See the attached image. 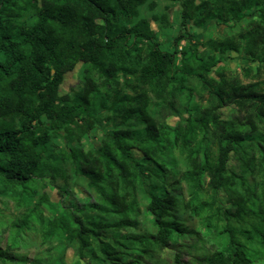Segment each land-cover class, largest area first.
<instances>
[{
    "label": "trees",
    "instance_id": "obj_1",
    "mask_svg": "<svg viewBox=\"0 0 264 264\" xmlns=\"http://www.w3.org/2000/svg\"><path fill=\"white\" fill-rule=\"evenodd\" d=\"M178 4L183 32L163 51L139 16L152 0H0V197L17 211L0 264L25 261L15 250L26 231L75 244L84 264H165L158 253L193 233L185 217L218 241L198 264H254L252 247L264 250V0ZM210 21L239 27L199 40ZM229 52L249 63L248 82L220 66ZM78 63V90L59 95ZM181 95L179 121L157 123L153 101L173 108ZM101 121L110 129L84 152ZM68 172L95 199L57 209L39 190L60 179L64 198ZM172 264H183L179 251Z\"/></svg>",
    "mask_w": 264,
    "mask_h": 264
},
{
    "label": "rangeland",
    "instance_id": "obj_2",
    "mask_svg": "<svg viewBox=\"0 0 264 264\" xmlns=\"http://www.w3.org/2000/svg\"><path fill=\"white\" fill-rule=\"evenodd\" d=\"M155 3L153 10H148L146 6L140 8L139 16L147 19L151 26V31L157 37L160 43V49L163 51H171L172 40L179 33L183 32L180 24V12L178 0H152ZM165 13L168 19V23L161 25L158 22L151 20L152 15L160 16ZM239 25H235L232 28H227L222 25H217L210 21L203 29H196L195 32L198 35V39L204 41L209 38H220L233 33L238 30ZM184 45V42L180 43ZM224 60L220 64L228 73L237 75L243 82H248L243 78V69L249 65V63L240 55L233 52H229L224 55ZM82 65L78 63L75 68L64 75L63 81L59 86V95H71L76 92L80 85ZM264 79V75H263ZM189 86L192 87L193 96L191 101L205 104L206 97L202 96L200 87L195 80L189 81ZM189 99L185 95L178 96L174 101V107L157 105L153 101L150 112L155 118L157 123H164L170 126L175 125L181 116L184 114L185 107L188 106ZM222 117L224 119H233L237 116L235 111L231 108H224L221 110ZM110 129V125L101 121L99 124H95L92 131L85 135L81 140V149L87 152L100 145L104 133ZM58 148H63L65 142L62 139L55 140ZM235 165L234 162H232ZM68 181L69 194L64 198L59 196L58 185H61V180L56 179L52 184L46 180L43 182L40 193H44L47 199L53 205L58 204L61 206L83 204L86 201H93L95 199L94 193L86 186L85 180L80 176L71 175ZM221 201L225 204V196L220 194ZM17 216V211L13 203L7 199L0 197V247L5 248L8 240L13 235L11 229V223ZM186 225L193 233L185 236L178 241L175 247H170L161 250L158 253L159 258L165 264H172L176 251H179L181 256V262L183 264H198L197 259L204 254L209 253L218 247V241L213 238L209 231L205 230L196 218L185 217ZM17 248L15 252L19 255L25 256L26 259L23 263L17 264H84L86 261H78L75 249L76 245L68 243L62 240H50L42 242L40 237L33 231H26L21 233L17 238ZM256 252L254 264H264V250H260L258 247H252Z\"/></svg>",
    "mask_w": 264,
    "mask_h": 264
}]
</instances>
